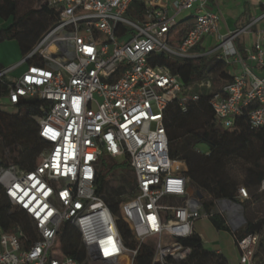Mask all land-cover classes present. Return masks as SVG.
Returning a JSON list of instances; mask_svg holds the SVG:
<instances>
[{"label": "built area", "instance_id": "2783aa9c", "mask_svg": "<svg viewBox=\"0 0 264 264\" xmlns=\"http://www.w3.org/2000/svg\"><path fill=\"white\" fill-rule=\"evenodd\" d=\"M211 1L45 0L57 24L21 60L0 69L8 89L2 111L16 113L26 99L43 101L38 136L47 145L31 171L0 168V190L28 216L36 236L30 242L19 228L0 230V264L133 263L136 250L124 245L115 217L96 193L101 157L126 161L133 171L135 193L119 212L137 244L153 250V264H179L189 257L191 248L182 242L207 215L183 176L184 163L169 158L164 114L172 102L185 111L187 102L199 101L194 88L211 91V83L185 86L153 65L155 57H207L239 67L229 84L208 97L215 123L230 129L246 116L248 130L264 127V0H246L263 10L224 34L222 15L210 11ZM135 2L144 7L140 17L130 12ZM182 15L191 28L170 43ZM241 38L252 39L242 54L236 47ZM238 197L246 198L243 188ZM215 209L232 232L242 226L239 204L217 201ZM64 223L79 232L81 262L62 257L58 232ZM259 239L260 234L233 239L239 264H254Z\"/></svg>", "mask_w": 264, "mask_h": 264}, {"label": "trees", "instance_id": "16d2710c", "mask_svg": "<svg viewBox=\"0 0 264 264\" xmlns=\"http://www.w3.org/2000/svg\"><path fill=\"white\" fill-rule=\"evenodd\" d=\"M143 11L144 7L136 2L130 10L138 17ZM0 19L11 21L3 33L4 39L15 40L24 56L58 21L57 14L46 6L45 0H0ZM191 25L192 21L189 19L179 22L171 31L169 42L181 41ZM31 63L34 62H28ZM152 64L166 68L172 75L178 76L185 86L205 82L207 73L219 66V72L213 74L209 80L211 91H199L196 88L192 91L200 95L199 101L187 102L185 111L176 102L168 105L164 114L168 154L173 161L187 163L188 169L183 176L202 196L200 203L203 213L216 231L229 232L232 239L237 240L249 234H260L254 264H264V127L255 131L248 130L246 116L237 119L230 129L216 125L208 105V97L210 93H215L229 84L231 79L224 81L221 73H225V65L215 58L202 57L181 61L158 55ZM7 94L6 83L0 82V168L13 166L20 171H31L37 165V158L47 148L46 143L38 136V120L44 116L41 107L45 103L37 99L22 100L16 106L17 112L9 114L1 109ZM227 130L242 133L235 136ZM199 146L206 149L207 159L213 158L216 153H222L228 159H242L245 199L240 201L239 188L236 190V180L227 172L225 161L215 159L203 165L196 152V147ZM113 181L116 182L115 186ZM135 184L128 162L117 163L107 157L99 159L95 179L96 193L115 217L124 245L136 250L132 264H153V250L150 246L137 244L119 212L120 204L133 197ZM217 201H228L241 206L243 225L239 230L232 232L224 218L218 212H213ZM16 228L30 242L36 241L28 216L13 208L0 190V230L3 233H13ZM58 242L62 257L78 262L84 260V247L79 232L73 225H61ZM182 244L191 248V254L179 264H228L222 255L205 249L201 238L195 232Z\"/></svg>", "mask_w": 264, "mask_h": 264}, {"label": "crops", "instance_id": "0c3cea01", "mask_svg": "<svg viewBox=\"0 0 264 264\" xmlns=\"http://www.w3.org/2000/svg\"><path fill=\"white\" fill-rule=\"evenodd\" d=\"M209 9L213 13H220L222 15L221 20V27L219 30L220 34H224L227 30H233L235 28L242 27L243 24L247 22L250 16L254 14H259L262 9V7H253L250 6V4L246 0H212L209 4ZM184 20L188 19V16L185 15L183 18ZM11 24L10 20L3 21L0 19V47L5 45L4 43H14L15 45V51L13 52V49H10L11 58L5 54V52L0 51V69L10 66L19 60H21L24 55L21 52V48L19 44L13 40V41H7L4 39V31L8 28V26ZM251 45L252 39L246 38V40H238L236 42V47L242 54V49L244 47V44ZM213 44V41H210V46ZM1 50V49H0ZM12 52V53H11ZM225 73H221L224 81L232 79L233 76L240 73V68L233 66L232 68H228L227 66L224 67ZM23 69L18 70L15 75L19 76ZM219 72V66L215 67L214 69L210 70L209 76L207 80H211L213 74ZM216 231V230H215ZM196 233V231H194ZM217 236L221 237L220 233H228L231 237L232 244L226 247H222L220 245H217L216 248L212 249V252H215L216 254H220L223 257L226 258L228 264H239V253L237 249L234 246V242L232 239V236L229 232H223V231H216ZM203 242V241H202ZM204 244V243H203Z\"/></svg>", "mask_w": 264, "mask_h": 264}, {"label": "rangeland", "instance_id": "374dc122", "mask_svg": "<svg viewBox=\"0 0 264 264\" xmlns=\"http://www.w3.org/2000/svg\"><path fill=\"white\" fill-rule=\"evenodd\" d=\"M254 14V13H253ZM185 15H182L179 19H183ZM0 47L1 52H5L9 58H11L10 49H13L12 51H15V45L14 43L8 42L7 44ZM12 53V52H11ZM225 70V69H224ZM207 76H209V73H207ZM210 77V76H209ZM29 100V99H26ZM228 132L232 133V135L238 136L242 132L234 131V130H227ZM196 152L202 159V164L207 165L214 161L215 159H220L225 161L226 170L230 174L232 178L236 180V190L238 188H244V171L242 170V159H228L226 156L222 153H216L213 158L207 159L205 156L206 149L202 146L196 147ZM7 153V151H6ZM8 156V154H6ZM39 157L37 158L36 164L39 162ZM185 168L188 169L187 163H184ZM116 182L113 181V185L115 186ZM213 212L216 213V209H213ZM243 225V221H242ZM242 226H240L237 230H239ZM194 231H196V234L201 238V240L204 243L205 249L211 251L212 249L216 248L217 245H220L222 247L230 246L232 244L231 237L228 233H220L221 237L217 236V232L212 227L208 219H200L198 220L194 226Z\"/></svg>", "mask_w": 264, "mask_h": 264}, {"label": "water", "instance_id": "95a60500", "mask_svg": "<svg viewBox=\"0 0 264 264\" xmlns=\"http://www.w3.org/2000/svg\"><path fill=\"white\" fill-rule=\"evenodd\" d=\"M197 197H198L199 200L202 199V196L199 193H197Z\"/></svg>", "mask_w": 264, "mask_h": 264}]
</instances>
